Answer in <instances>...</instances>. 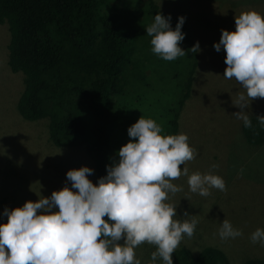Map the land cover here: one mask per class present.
Masks as SVG:
<instances>
[{
	"label": "trees",
	"instance_id": "1",
	"mask_svg": "<svg viewBox=\"0 0 264 264\" xmlns=\"http://www.w3.org/2000/svg\"><path fill=\"white\" fill-rule=\"evenodd\" d=\"M158 12L170 15L175 29L178 18L159 11L156 0H0V24L9 34L7 67L21 74L18 114L27 121L46 120L47 139L56 147L83 146L97 181L118 161L120 147L131 139L127 129L140 113L146 115L143 111L153 114L162 134L178 131L197 55L188 51L194 44L184 25L180 47L185 56L164 64L151 51L145 27ZM140 15L142 21L148 19L142 28ZM141 30L149 53L137 45ZM151 81L163 87L146 92ZM249 117L252 126L246 128L240 121L241 134L248 144L261 145L264 126ZM172 259L173 264H229L223 250L212 245L195 253L180 246ZM240 264L264 260L251 257Z\"/></svg>",
	"mask_w": 264,
	"mask_h": 264
},
{
	"label": "clouds",
	"instance_id": "2",
	"mask_svg": "<svg viewBox=\"0 0 264 264\" xmlns=\"http://www.w3.org/2000/svg\"><path fill=\"white\" fill-rule=\"evenodd\" d=\"M170 20L158 12L146 27L151 51L165 61L186 55L180 47L184 17L178 18L175 29ZM213 47L217 52L223 47L226 54L224 78L235 79L245 90L232 101L240 109L233 115L250 128L246 109L251 101L264 99V16L255 10L241 12L235 17V31L221 29ZM188 51H200L199 43ZM257 119L264 126V115ZM127 131L131 139L97 183L88 178L91 168H73L66 173L71 188L65 185L49 197L5 208L0 264H141L135 249L144 243L156 246L151 264L158 257L163 264H173V253L185 236H193L198 220L175 219L177 205L166 201L169 193L182 188L172 181L186 176L189 190L204 197L212 188L226 191L225 181L211 172L190 173L181 167L197 154L185 133L164 135L160 124L142 116ZM241 235L227 219L222 221V240ZM250 239L264 245V230L257 228Z\"/></svg>",
	"mask_w": 264,
	"mask_h": 264
},
{
	"label": "rangeland",
	"instance_id": "3",
	"mask_svg": "<svg viewBox=\"0 0 264 264\" xmlns=\"http://www.w3.org/2000/svg\"><path fill=\"white\" fill-rule=\"evenodd\" d=\"M121 1L114 0V4ZM156 3L161 12L184 17L186 33L200 48L196 52L190 95L179 112L176 133H185L197 154L181 167H187L190 173L219 175L226 186V191L212 188L211 194L204 197L189 190L186 176L172 181L182 188L174 195L169 193L166 201L177 205L175 219L183 222L194 216L198 220L193 236H185L179 247H186L190 253L203 245L218 247L229 264H240L251 257L264 260V245L250 239L257 228L264 230V142L253 146L244 140L239 128L241 120L233 115L240 109L232 101L245 90L235 79L224 78L226 54L223 47L219 52L213 47L219 42L221 29L235 31V17L241 12L255 10L264 16V0H156ZM137 19L140 28L148 20L145 17L142 21V15ZM141 33L137 45L149 53L145 31ZM8 38L6 25L0 24V223L7 222L5 208L11 210L26 200L49 197L52 191L65 185L71 188L66 177L70 169L91 168L93 172L88 178L97 183L93 162L83 146L56 147L47 139L46 120L27 121L18 114L15 104L22 88L21 74L7 67ZM162 87V82L152 85L151 81L143 90ZM246 111L253 117L264 115V99L251 101ZM142 113L147 115L140 113L143 118L154 117L150 112ZM122 127L123 136L127 123ZM185 212L189 216H183ZM224 219L242 235L222 240L219 229ZM154 251L156 246L141 244L135 249L136 258L141 264H151ZM155 264H163L162 259L158 257Z\"/></svg>",
	"mask_w": 264,
	"mask_h": 264
}]
</instances>
